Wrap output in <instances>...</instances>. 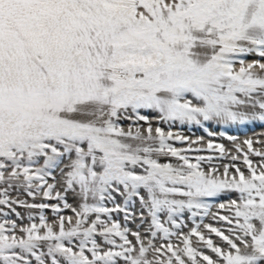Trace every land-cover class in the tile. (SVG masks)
I'll list each match as a JSON object with an SVG mask.
<instances>
[{"label":"snow or ice","instance_id":"1","mask_svg":"<svg viewBox=\"0 0 264 264\" xmlns=\"http://www.w3.org/2000/svg\"><path fill=\"white\" fill-rule=\"evenodd\" d=\"M256 124L264 0H0V264H264Z\"/></svg>","mask_w":264,"mask_h":264},{"label":"rangeland","instance_id":"2","mask_svg":"<svg viewBox=\"0 0 264 264\" xmlns=\"http://www.w3.org/2000/svg\"><path fill=\"white\" fill-rule=\"evenodd\" d=\"M172 130L181 132L193 140H195L197 137L202 136L204 137L205 143L209 139H212L214 143H222L226 147L231 148L232 143L227 139L228 136H236L239 138L240 141H243L245 138L254 137L258 135L261 131H264V128H262L259 124H256V125H248L247 127L232 126L227 128V130L225 131L223 128H218L215 125L211 126L210 128L211 131H216V132L225 131L224 137H220V136L209 137L207 132H205L204 129L199 127L176 126ZM202 154L207 155L209 153H202Z\"/></svg>","mask_w":264,"mask_h":264}]
</instances>
